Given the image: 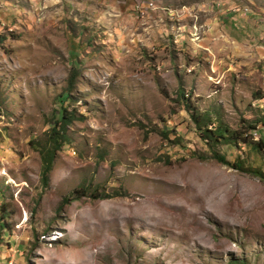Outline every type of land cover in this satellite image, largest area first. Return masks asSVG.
I'll return each instance as SVG.
<instances>
[{
  "label": "rangeland",
  "instance_id": "obj_1",
  "mask_svg": "<svg viewBox=\"0 0 264 264\" xmlns=\"http://www.w3.org/2000/svg\"><path fill=\"white\" fill-rule=\"evenodd\" d=\"M187 102L263 113L264 0H0V264H264V180L210 158Z\"/></svg>",
  "mask_w": 264,
  "mask_h": 264
},
{
  "label": "trees",
  "instance_id": "obj_2",
  "mask_svg": "<svg viewBox=\"0 0 264 264\" xmlns=\"http://www.w3.org/2000/svg\"><path fill=\"white\" fill-rule=\"evenodd\" d=\"M72 84V83H70ZM181 100L184 99L183 89L179 90V96ZM71 99L68 92L60 95L58 100V112L54 123L50 126L47 138L43 146L37 150L41 158V184L43 188H47L49 182V174L51 173L54 165V158L58 151L68 144L69 136L67 129L73 121L76 120V116L71 111L67 110L66 103ZM186 109L190 112V119L194 125L198 137L205 143L209 149L210 158L224 166L233 168L240 172H244L260 180H264V164L263 166H245V163L241 160L229 162L224 154L217 151L218 145H225L228 147H236L237 145L248 146L256 154H259L264 150V110L263 113L255 119L253 122H243L241 128L238 130H232L228 126L224 125L217 119H213L212 115L205 111L199 112L194 106L187 102L185 104ZM254 133L259 134V138L252 137ZM167 139V138H166ZM175 143H180L176 140ZM202 160L203 156H199ZM85 189V188H80ZM87 191V189H85ZM92 193H95L92 192ZM91 193V197L95 198L96 195ZM2 192L0 191V196ZM116 195V194H115ZM97 197H100L97 196ZM102 197V196H101ZM67 201V200H66ZM1 219H6L8 216L5 212V205L0 206ZM5 215V217H2ZM1 229L5 228V224H0ZM237 264H244L242 261H236Z\"/></svg>",
  "mask_w": 264,
  "mask_h": 264
}]
</instances>
